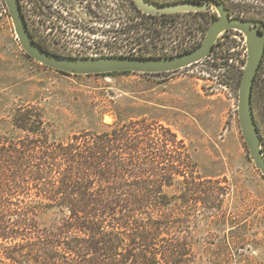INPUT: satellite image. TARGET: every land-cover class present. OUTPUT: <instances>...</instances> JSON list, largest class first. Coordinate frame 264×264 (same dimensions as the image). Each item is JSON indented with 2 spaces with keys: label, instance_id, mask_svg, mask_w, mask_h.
<instances>
[{
  "label": "rangeland",
  "instance_id": "obj_1",
  "mask_svg": "<svg viewBox=\"0 0 264 264\" xmlns=\"http://www.w3.org/2000/svg\"><path fill=\"white\" fill-rule=\"evenodd\" d=\"M224 2L234 16L264 19V0ZM203 12L152 19L138 12L133 0H102L100 38L91 27L90 44L63 39L46 47L74 57L185 53L203 42L218 17L214 2ZM247 60L246 36L231 30L218 36L210 57L175 72L65 74L24 52L5 0H0V141L22 136L12 116L29 105L42 110L57 141L83 131L103 132L115 123L163 124L186 141L199 177L212 180L201 187L209 199L206 204L183 200L187 191L182 179L168 191L180 217L190 216L179 235L194 251L192 264H264V176L239 121V79ZM257 113L264 152L262 104ZM63 218L59 209L51 208L40 214L39 223L55 228Z\"/></svg>",
  "mask_w": 264,
  "mask_h": 264
},
{
  "label": "trees",
  "instance_id": "obj_2",
  "mask_svg": "<svg viewBox=\"0 0 264 264\" xmlns=\"http://www.w3.org/2000/svg\"><path fill=\"white\" fill-rule=\"evenodd\" d=\"M257 97L255 80L253 108L263 138ZM12 121L23 134L0 141V264L195 261L191 245L179 235L190 216L180 217L168 191L182 179L183 200L206 204L201 187L212 180L199 177L189 146L171 128L131 121L57 141L35 105L17 108ZM199 191L203 195L196 197ZM51 208L64 218L55 228L41 226L40 214Z\"/></svg>",
  "mask_w": 264,
  "mask_h": 264
},
{
  "label": "water",
  "instance_id": "obj_3",
  "mask_svg": "<svg viewBox=\"0 0 264 264\" xmlns=\"http://www.w3.org/2000/svg\"><path fill=\"white\" fill-rule=\"evenodd\" d=\"M137 9L148 16L176 15L202 12L209 9L210 1L182 0L154 3L133 0ZM15 33L24 52L47 68L70 75L111 73L163 74L175 72L202 62L214 51L218 36L228 30L242 32L248 43V60L239 88V121L243 137L256 168L264 176V152L261 135L253 108V90L259 67L264 57V23L253 19L234 17L223 2H216L219 17L209 26L205 39L196 48L170 56L99 55L66 56L53 53L40 46L33 38L19 0H5Z\"/></svg>",
  "mask_w": 264,
  "mask_h": 264
},
{
  "label": "flooded vegetation",
  "instance_id": "obj_4",
  "mask_svg": "<svg viewBox=\"0 0 264 264\" xmlns=\"http://www.w3.org/2000/svg\"><path fill=\"white\" fill-rule=\"evenodd\" d=\"M19 1L23 13L29 22V28L32 36L41 46L46 47V45L61 42L63 39H71L70 42L72 43L82 42L90 44V37L92 34L91 27H93L94 30L93 35L100 38L102 0ZM163 2L168 3L170 1H162L157 3ZM202 14H204L203 11ZM176 15H167V17H174ZM217 15L219 17V14ZM232 15L234 16L235 14L233 13ZM218 17H215L214 19ZM253 20H258L264 23V19L258 18ZM260 29L264 31L262 26ZM230 31L231 30L225 32ZM76 32H78V35H75ZM256 81L258 104H260V106L262 104V107H264V57L259 67Z\"/></svg>",
  "mask_w": 264,
  "mask_h": 264
}]
</instances>
